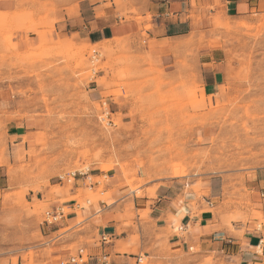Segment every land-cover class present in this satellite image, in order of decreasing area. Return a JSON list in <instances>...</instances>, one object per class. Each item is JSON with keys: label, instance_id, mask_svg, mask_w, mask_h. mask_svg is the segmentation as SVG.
<instances>
[{"label": "rangeland", "instance_id": "1", "mask_svg": "<svg viewBox=\"0 0 264 264\" xmlns=\"http://www.w3.org/2000/svg\"><path fill=\"white\" fill-rule=\"evenodd\" d=\"M78 2L12 0V12L0 11V91L12 97V139L9 111L0 113V264H35L52 250L41 245L52 202L107 200L108 177L96 172L119 169L135 191L140 169L154 180L181 177L200 195L217 176L225 191L218 210L247 219L254 208L246 174L264 167V6L239 16L219 11L191 34L186 70L169 74L148 51L145 30L101 43L70 32ZM114 3L142 19L145 0ZM201 45L219 48L226 61L216 87L202 82ZM72 172L89 175L76 195ZM59 176L62 184L50 185Z\"/></svg>", "mask_w": 264, "mask_h": 264}, {"label": "crops", "instance_id": "2", "mask_svg": "<svg viewBox=\"0 0 264 264\" xmlns=\"http://www.w3.org/2000/svg\"><path fill=\"white\" fill-rule=\"evenodd\" d=\"M145 2L138 20L122 14L114 0H79L69 30L91 43L141 36L145 30L148 51L171 74L186 70L181 60L189 59L187 51L194 43L191 34L208 29L219 11L239 16L264 6V0ZM0 11L12 12V0H0ZM147 24L151 27L145 29ZM199 48L202 82L206 88L216 87L225 79L226 61L217 47ZM5 108L9 111L6 132L12 139V97L0 91V113ZM125 175L119 169L91 174L108 177L107 200L100 198L88 206H81L77 198L52 202L51 212L59 218L49 222L48 217L41 226V245L52 250L41 253L35 264H142L144 259L147 264H264V167L246 174L247 196L255 212L250 209L245 220L218 210L225 191L217 176L203 182L200 195L186 189L194 184L187 179L154 180L142 169L141 186L135 191ZM88 178V174H78L70 195L86 187ZM62 182L50 181V185ZM99 185L97 181L92 187ZM9 264L15 263L10 260ZM16 264L25 262L18 259Z\"/></svg>", "mask_w": 264, "mask_h": 264}, {"label": "built area", "instance_id": "3", "mask_svg": "<svg viewBox=\"0 0 264 264\" xmlns=\"http://www.w3.org/2000/svg\"><path fill=\"white\" fill-rule=\"evenodd\" d=\"M70 176L73 177V178L75 179L76 176H77V173L72 172V173L70 174ZM71 177H67V181H68V182H71ZM59 179H60L61 181H63V177H62V176H59ZM47 215H48V217L52 218V220H48L49 222H53V221H55L56 219L59 218L58 213H52L51 211L47 212ZM103 239H104V240H107V237L104 236Z\"/></svg>", "mask_w": 264, "mask_h": 264}]
</instances>
